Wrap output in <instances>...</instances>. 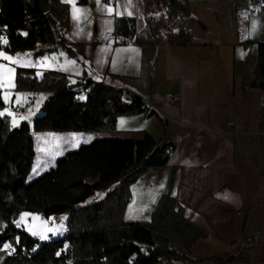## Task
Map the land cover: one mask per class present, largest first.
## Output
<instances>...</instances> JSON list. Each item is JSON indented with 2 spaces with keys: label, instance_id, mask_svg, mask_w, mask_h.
<instances>
[{
  "label": "crops",
  "instance_id": "1",
  "mask_svg": "<svg viewBox=\"0 0 264 264\" xmlns=\"http://www.w3.org/2000/svg\"><path fill=\"white\" fill-rule=\"evenodd\" d=\"M59 1L68 5V16L58 33L83 43L79 59L54 44L35 47L45 50L37 56L34 49L12 54L0 49V114L9 117L11 127L30 121L40 108L31 111L24 98L42 104L47 95L13 90L15 67L32 68L36 77L46 69L58 70L71 83L117 74L124 96L140 95L158 117L119 115L109 133L134 136L135 130H144L171 147L165 165L144 171L129 185L122 219L148 220L160 193L169 189L183 217L205 232L190 245V256L205 259L251 238L258 244V260L252 264H264V105L261 91L245 85L241 75L256 42L264 41V0L255 10L249 3L259 0H187V45L133 43L143 29L142 0ZM19 100L25 114L17 110ZM81 133L0 132L2 188L25 183L52 166L56 157L79 145ZM35 134L47 141L44 147ZM51 216L56 222L65 217Z\"/></svg>",
  "mask_w": 264,
  "mask_h": 264
},
{
  "label": "trees",
  "instance_id": "2",
  "mask_svg": "<svg viewBox=\"0 0 264 264\" xmlns=\"http://www.w3.org/2000/svg\"><path fill=\"white\" fill-rule=\"evenodd\" d=\"M43 2L45 11L38 0H0V49L9 54L34 49L32 54L37 56L45 50L35 47L54 44L79 59L83 43L66 40L58 33L67 26L68 5L59 0ZM151 4L162 9L165 17L155 16ZM140 11L143 29L134 35L133 43H191L187 0H142ZM161 34L163 39H159ZM241 75L245 85L253 83L261 91L263 106L264 41L256 42L255 55L246 58ZM13 84L15 91L46 92V104L30 121L21 120L14 127L6 114H0V132L111 131L119 115L158 117L140 95L125 97L120 78L114 73L105 72L97 81L77 79L71 83L58 70L46 69L36 77L32 68L15 67ZM88 84V92L78 96L77 90ZM166 144L144 130H135L134 136L94 137L60 154L52 166L34 178L5 191L0 196V264L257 262L258 244L252 239L231 243L226 251L205 259L190 256V245L205 232L183 217L169 189L160 193L148 220L122 219L129 185L144 171L165 165ZM95 192L101 196L89 200ZM22 211L44 218L64 214L63 233L38 241L13 224V215ZM4 244L12 248L10 254Z\"/></svg>",
  "mask_w": 264,
  "mask_h": 264
},
{
  "label": "rangeland",
  "instance_id": "3",
  "mask_svg": "<svg viewBox=\"0 0 264 264\" xmlns=\"http://www.w3.org/2000/svg\"><path fill=\"white\" fill-rule=\"evenodd\" d=\"M149 6L151 7V9L154 10L155 16L165 17V12L162 9L157 10V7L153 4H151ZM164 37L165 36L161 34L159 36V39H163ZM23 92H26V91H23ZM26 95H28V94H26ZM28 97H29L30 103L27 106L29 107V109L31 111H37L36 105H38V108L41 109V105H42L41 103H37L30 96H28ZM21 98H23V97H21ZM16 99H18V98L16 97ZM15 103L17 104V107H18L17 110H20L22 112V114H25L24 108H23L25 106L23 105V101L19 100V102H15ZM8 107H10V106H8ZM7 110H10V108H8ZM40 112H41V110H40ZM40 112H36V114H38ZM36 114H34V115H36ZM33 116H31V117H33ZM13 118H14V116L11 115L12 122H13ZM25 119L27 120L28 117L26 116ZM81 134H83V135L77 138V142L79 141L78 144L85 143L84 141L88 140V138L90 137V134H93V138L94 137H104L107 135L118 136V137L125 135L124 133H121L118 131H112V133H109V131H99V132H90V133L82 132ZM34 139L36 140V142H38L39 145H41L40 147H44L45 142H47L44 139H42V137H40L38 134L34 135ZM50 141L56 142V141H52V140H50ZM19 182H22V181H19ZM17 184L18 183H13L11 185V183H10L7 186L3 187L4 189L2 188V186L0 184V196L2 197L5 193V191H12ZM100 196H101V193L95 192L88 199L89 200H95V199L99 198ZM12 222L18 229L26 232L27 234H29L31 237L37 239L38 241H44L47 239H52V238L56 237L57 233H61L62 228H64L63 222H60V221L56 222L52 216H48L47 218H44L36 212H29V211H22V212H19L17 214H14L12 217ZM41 237H46V238L41 239ZM6 244L3 245V248Z\"/></svg>",
  "mask_w": 264,
  "mask_h": 264
},
{
  "label": "built area",
  "instance_id": "4",
  "mask_svg": "<svg viewBox=\"0 0 264 264\" xmlns=\"http://www.w3.org/2000/svg\"><path fill=\"white\" fill-rule=\"evenodd\" d=\"M249 6H250V9H251V10H255L256 7H262V6H263V1H262V0H259V1H257V2L250 1ZM119 41H120V42H127L128 39H127V38H119ZM90 86H91V84H88V85H86V86L80 88V90H77V94H78V96H84V94H85L86 92H88ZM23 101H24V103H28V102H29V97L24 98ZM170 149H171L170 145L166 144V145L164 146V148H163V153L167 155V154L169 153ZM249 239H251V238H248L247 241H248ZM6 246H7V247H6ZM6 246L4 247V250H5V252H6L7 254H10V253L12 252V248H11L9 245H6ZM184 264H195V263H194V262H187V263H184Z\"/></svg>",
  "mask_w": 264,
  "mask_h": 264
},
{
  "label": "snow or ice",
  "instance_id": "5",
  "mask_svg": "<svg viewBox=\"0 0 264 264\" xmlns=\"http://www.w3.org/2000/svg\"><path fill=\"white\" fill-rule=\"evenodd\" d=\"M97 2L99 3V0H97ZM78 11H79V10H78ZM109 11L111 12V9H109ZM129 15H131L130 12H129ZM253 27H255V25H253ZM5 59H10V58H9V57H5ZM81 99H83V97H81ZM124 123H125V122H124L123 120L120 121L121 126H123ZM91 139H92L91 137L88 138V140H91ZM88 140H85L84 142L87 143ZM77 143H79V141H78ZM161 187H163V185H161ZM45 238H46V237H41V239H45ZM6 247H7V246H6Z\"/></svg>",
  "mask_w": 264,
  "mask_h": 264
},
{
  "label": "water",
  "instance_id": "6",
  "mask_svg": "<svg viewBox=\"0 0 264 264\" xmlns=\"http://www.w3.org/2000/svg\"><path fill=\"white\" fill-rule=\"evenodd\" d=\"M39 7L42 11H45L47 9L46 5L44 4L43 0H38ZM253 86V83L251 84ZM42 104H46V100L42 102Z\"/></svg>",
  "mask_w": 264,
  "mask_h": 264
}]
</instances>
